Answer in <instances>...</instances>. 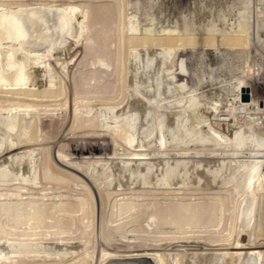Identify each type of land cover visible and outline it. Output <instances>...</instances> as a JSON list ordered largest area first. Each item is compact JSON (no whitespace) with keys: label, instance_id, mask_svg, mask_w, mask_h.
Listing matches in <instances>:
<instances>
[{"label":"bare ground","instance_id":"bare-ground-1","mask_svg":"<svg viewBox=\"0 0 264 264\" xmlns=\"http://www.w3.org/2000/svg\"><path fill=\"white\" fill-rule=\"evenodd\" d=\"M25 1L0 0V264H30L32 253L38 264H96L94 254L117 264H264V98L246 92L264 74V0H241L230 27L199 35L151 13L142 27L129 0ZM31 14L67 51L63 66L55 54L42 62L52 52L26 40ZM188 48L204 64L192 85L180 78L190 75ZM206 49L221 70L231 63L230 79L215 75ZM153 66L142 87L133 77ZM46 117L61 126L48 142ZM66 137L110 144L69 158L81 149L72 143L49 159Z\"/></svg>","mask_w":264,"mask_h":264},{"label":"rangeland","instance_id":"rangeland-1","mask_svg":"<svg viewBox=\"0 0 264 264\" xmlns=\"http://www.w3.org/2000/svg\"><path fill=\"white\" fill-rule=\"evenodd\" d=\"M27 1H28V6L27 7L29 9H33L34 7L38 8V7L45 6L46 4L47 5L50 4L51 6L54 4L53 6H55V5H57L56 3H58V2H60L61 5H62V3L63 2L66 3L67 0H65V1L64 0L63 1L62 0L61 1L60 0H27ZM68 1L70 3H73V4H76V2H77V4H78V0H75V2L73 0H71V1L68 0ZM84 1L85 0H83L82 3L79 1V4H83ZM105 1L108 2L110 0H105ZM111 1H114V0H111ZM135 1L136 0H129V1H126L127 2L126 4L123 1L120 4H123L124 3L125 6L127 5V8H126L127 9L126 10L127 13L133 11V9L136 10V16L138 18V22H139L140 26L144 27V26L148 25L150 23L149 21H150L151 16H156V20L155 21L156 22L157 21H160L161 22V23L159 22V25H161V24H172L173 23V25L175 24L176 27L178 28V30L180 32H184L185 31V26H187L190 30L195 31L199 35L201 33H204L205 32L204 30H206L208 28V26L210 24H212V23L215 24V26H216L215 28H219V27H221V28H228V26L230 27V25H232L233 22L237 18V12L236 11L238 10V6H240V1L241 0H225V1L224 0L223 1L222 0H211V2H210V0H208L209 2L207 0H137L138 1L137 4H139V5H137ZM22 2H26V1L25 0H22ZM69 2L66 3V4H69ZM60 3H58V5ZM65 3H63V5H66ZM128 3L131 5L130 7H129V4ZM154 3L156 5L158 3V5L157 6L155 5V7H154V5H153ZM40 4H41V6H40ZM218 5L220 6V9L223 7V10L222 9L220 10ZM53 6H52V8H53ZM143 6H144V8H142ZM203 6H205V8ZM215 6H217V7H215ZM161 7H163V8H161ZM206 9H208L210 11H208ZM145 11H147V13ZM194 11H196V12H194ZM206 11H208V12H206ZM150 13H151V16H149ZM199 14H201V16ZM140 17H141V20H143V21H140ZM224 17H225V19H224ZM32 18L34 20V25L32 24V26L35 27V29H33V27H30V25L27 26V27L26 26H24V27L23 26H20V28L23 27V29H26L27 31H29L26 35H28V34L30 35L31 34L32 36H34L32 38H30L29 36H27L28 39L26 38V40H28V41L30 40L29 41L30 43L36 44L35 45L36 46L35 48L38 49L39 51H42V53H44L45 56H48L47 54H49V53L52 52L51 53V56L49 54L48 58L46 57V59L41 60L42 62H44L46 60L47 61H52L51 58L55 54L56 56L59 55L58 58H60V63L63 66L64 61H65V57H66V56H64V54L66 55L67 54L66 53L67 51L64 50V49L62 50V48L59 47L60 44H58V40H56V38H54L52 36V33H53L52 31H54V30H50V29L45 28L44 26H40V23L39 22H41V21L38 20L33 15H32ZM147 20H149V21H147ZM121 21H119V22H121ZM144 21H145V23H144ZM174 21H175V23H174ZM215 21H217V22H215ZM196 22H197V24H196ZM206 23H208V24H206ZM27 25H28V23H27ZM159 25L158 24H155V26H159ZM182 25H183V27H182ZM29 27L32 28V29H30ZM39 27H40V29L42 28L41 31H40V29L38 30ZM196 27H198L200 29L202 28L203 30L197 29ZM37 30L40 31V32H38ZM31 31H34V32L31 33ZM69 44H70V42H69ZM153 49L157 50L155 47L150 48V51L149 52L146 49H142L141 52H140V55L146 57L147 55L152 54L154 52ZM145 51H146V54H145ZM194 51L195 50L193 48H188V49H185L184 51L181 52V54L187 59V64H188V67H189L190 75H188L187 78H185V77H180V78L183 79V80L184 79H187V81H188V83L190 85H192L195 82H197V79H196V76L197 75H196V73L199 76H201L202 75V70L201 69H203V67H204V64H202L203 66H201V61H200V59H198V52L195 51V53H194ZM77 53H78V55L76 57H78L79 55L82 56L81 51L80 52H76V53L73 52V56H74V54H77ZM205 54H206V60H207V62L210 63V64H213V65H216V68H217L216 70H218V71L216 72L215 75L220 74V75H222L226 79H230L232 77V74L233 73L231 72L232 66H231V63L230 62L228 64H226L224 66V68L221 70V67H220V64H219V63H221V59H220L221 57H217V54H216L215 50L214 49H206ZM76 57L73 59V62L77 61L76 60ZM238 59H235L236 60L235 61L236 62L235 63L236 65H233V68H236V66L238 64L245 65L246 62L245 61H242L244 59V57H240ZM87 61H88V58L85 59V62L83 60L82 61V64L86 63ZM249 61H250V59L247 60L248 63H249ZM80 62H81V60H78V63H80ZM133 63L134 62L131 60L130 63H129V65H128V70L130 71L129 75L134 74L133 70L135 69L134 68L135 65ZM152 69L150 71H148V75L146 74L147 71L146 72H143V73L139 71V73L136 76H134L133 78L138 79L139 75L141 74L142 77L141 76L139 77V78H141V80L138 79V81H140V83H141L140 85L143 87L144 86L143 82L145 83V80L148 78V76L152 75V73L156 70V68L154 66L152 67ZM143 74H144V77H143ZM130 77H132V76H130ZM261 77H262V79H260ZM206 79H207V81L205 82V84H209V83L211 84L212 82L215 84L216 87H215L214 91H216L218 93H223V94L225 93L224 90L222 89L223 87L219 86L220 85L219 80H217L215 78L213 79L210 76L208 77V75H207V78ZM250 82H252L251 83L252 85H250L249 90H247L246 92L249 95H251L252 92H253L254 94H256V96L259 95L258 97L264 98V74L261 73V75H260L258 73L256 75L252 76V78L250 79ZM251 86H252V88H251ZM61 88H62V90L64 89L65 92H68L69 98L73 102V99H74L75 96L73 97V95H74V91H73L74 88H73V85H72V78H71V75L70 74L69 75L65 74L64 83L61 85ZM254 89H256L255 90L256 92L254 91ZM57 97H59V96H55V98H57ZM53 119H55V118H53V117H51V118L50 117L49 118L46 117V118H43L41 120L42 123L41 122L39 123L40 124V127H41V129L43 131V134H44V136L46 138L45 139L46 142H48L49 140L53 139L54 137H52V136H54L55 133H57V131H58V134H59V131L61 129V126L59 127L58 120L55 119L56 120L55 121ZM53 121H55V122H53ZM63 130L64 129L61 130V133H62ZM67 130H68V127H67ZM64 134H66V133L64 132ZM64 134H63V137L65 136ZM66 138H67L66 140H61L59 145L57 144L55 146L52 145L53 147L51 146V153H49V155H48L49 156V159L50 158L52 159V156H53L52 154L53 153H55V155L58 156L57 155L58 154V152H57L58 150L57 149H64L65 150V149H68L69 147L71 148L72 145H73L72 143L78 145L79 148H81V149L78 152V154H73L71 156H68L69 158L70 157H80V158H82L83 157L82 156L83 154H82L81 151L84 150V146L85 145L98 146L100 144H105V145L106 144H110L109 140L103 139V138H100V139H94V138L93 139L92 138H78V137H75V138H68V137H66ZM52 150H53V152H52ZM89 155H91V154H89ZM48 156H47L46 153H45V155L42 154V158H43L42 161H46V159H47ZM1 160H0V162H3L4 157H2ZM204 163H206V162H204ZM199 171H201V168L199 169ZM195 172L196 171H193V172L190 171V172H188V175H194ZM97 195H98V193H97ZM99 200H100V198H99ZM101 200H102V198H101ZM92 202H94V201H92ZM159 202H161V201H159ZM103 207H104V204H103V206H101V209H102L103 215H104L103 220L107 221L109 219L108 218V215H107V212H108L109 208L107 209V206H105V208H103ZM91 215H92V213H90V217H91ZM100 221H101V219H100ZM94 230H95V232L93 234V228L91 227L90 230L89 229L87 230V233L89 234V233L92 232V235L93 236L95 235L94 236V242H96V239H97V236H96L97 230H96V228ZM260 236H261L260 238L264 239V228L263 227L261 228ZM97 243H98V241H97ZM3 245L6 246L7 244H3ZM31 255L33 256V253ZM31 255L29 256V258H33V259H29L28 261H30V262H28V261L27 262L30 263V264H38V263H36L34 261V259H36V257L35 256L32 257ZM95 255L96 254H94V258L96 260V264H103V263L104 264H114V263L117 264L118 263L117 260L114 261L111 258H107V259L102 260L101 257L97 258V256H95ZM92 260L94 261V259L91 258L90 259V262H93ZM184 263H186V261H183L182 264H184ZM84 264H89V263H87V261H86ZM119 264H123V262L122 263H119ZM124 264H129V263L128 262H125Z\"/></svg>","mask_w":264,"mask_h":264},{"label":"water","instance_id":"water-1","mask_svg":"<svg viewBox=\"0 0 264 264\" xmlns=\"http://www.w3.org/2000/svg\"><path fill=\"white\" fill-rule=\"evenodd\" d=\"M247 96V95H246ZM247 98V97H246Z\"/></svg>","mask_w":264,"mask_h":264}]
</instances>
